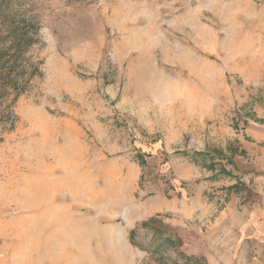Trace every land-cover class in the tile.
Segmentation results:
<instances>
[{"label": "rangeland", "instance_id": "obj_1", "mask_svg": "<svg viewBox=\"0 0 264 264\" xmlns=\"http://www.w3.org/2000/svg\"><path fill=\"white\" fill-rule=\"evenodd\" d=\"M263 175L264 0H0V264H222Z\"/></svg>", "mask_w": 264, "mask_h": 264}, {"label": "crops", "instance_id": "obj_2", "mask_svg": "<svg viewBox=\"0 0 264 264\" xmlns=\"http://www.w3.org/2000/svg\"><path fill=\"white\" fill-rule=\"evenodd\" d=\"M248 151L250 154V149ZM252 188L254 192L261 193V201L264 203V175ZM245 201V209L241 215L237 211L225 213L227 226L219 232L222 264H264V250L261 249L264 246V208L260 207L258 196H247ZM255 245L257 252L253 250ZM250 246L253 253L242 255ZM212 263L217 264L216 261Z\"/></svg>", "mask_w": 264, "mask_h": 264}, {"label": "trees", "instance_id": "obj_3", "mask_svg": "<svg viewBox=\"0 0 264 264\" xmlns=\"http://www.w3.org/2000/svg\"><path fill=\"white\" fill-rule=\"evenodd\" d=\"M15 33H16V31L13 32V34H15Z\"/></svg>", "mask_w": 264, "mask_h": 264}]
</instances>
